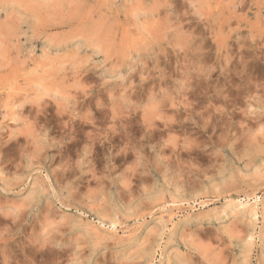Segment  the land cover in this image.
Instances as JSON below:
<instances>
[{
    "label": "rangeland",
    "instance_id": "rangeland-1",
    "mask_svg": "<svg viewBox=\"0 0 264 264\" xmlns=\"http://www.w3.org/2000/svg\"><path fill=\"white\" fill-rule=\"evenodd\" d=\"M0 264H264V0H0Z\"/></svg>",
    "mask_w": 264,
    "mask_h": 264
}]
</instances>
